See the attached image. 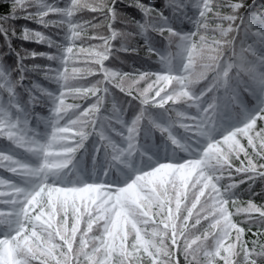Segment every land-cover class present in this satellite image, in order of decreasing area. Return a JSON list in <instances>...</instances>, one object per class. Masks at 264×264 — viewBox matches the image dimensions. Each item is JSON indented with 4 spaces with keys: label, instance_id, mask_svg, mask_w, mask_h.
I'll list each match as a JSON object with an SVG mask.
<instances>
[{
    "label": "snow or ice",
    "instance_id": "1",
    "mask_svg": "<svg viewBox=\"0 0 264 264\" xmlns=\"http://www.w3.org/2000/svg\"><path fill=\"white\" fill-rule=\"evenodd\" d=\"M5 6L0 264H264L255 0Z\"/></svg>",
    "mask_w": 264,
    "mask_h": 264
},
{
    "label": "trees",
    "instance_id": "2",
    "mask_svg": "<svg viewBox=\"0 0 264 264\" xmlns=\"http://www.w3.org/2000/svg\"><path fill=\"white\" fill-rule=\"evenodd\" d=\"M49 2H52V0H49ZM249 3H253V0H249ZM6 10H7L6 6L4 8H0V11H6ZM261 11H264V0H255V7L253 8V12L254 13H259ZM21 23H23V21ZM30 26L31 27H37L35 25H30ZM25 46L30 48V49L31 48H35L36 50H44L43 46H37L35 44H27ZM141 55H144V53H141ZM128 59H129V63H131V58L129 57ZM125 70H128V69L126 68ZM69 102H71V101H69ZM42 114H46V111L43 112ZM0 143H4V141L0 140ZM0 175H9V174L3 172V170H0ZM256 190L259 191L260 188L257 187ZM245 199H247V197H245ZM256 203L257 204H261V203H264V201H262L259 197H257L256 198ZM179 259H180V264H184L183 256H180Z\"/></svg>",
    "mask_w": 264,
    "mask_h": 264
}]
</instances>
